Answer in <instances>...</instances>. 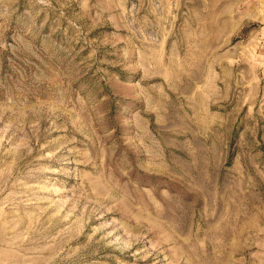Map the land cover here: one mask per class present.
<instances>
[{"label":"rangeland","instance_id":"374dc122","mask_svg":"<svg viewBox=\"0 0 264 264\" xmlns=\"http://www.w3.org/2000/svg\"><path fill=\"white\" fill-rule=\"evenodd\" d=\"M0 264H264V0H0Z\"/></svg>","mask_w":264,"mask_h":264}]
</instances>
